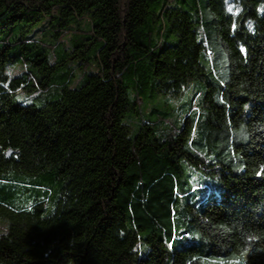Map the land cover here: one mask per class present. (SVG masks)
I'll return each mask as SVG.
<instances>
[{"label": "trees", "instance_id": "16d2710c", "mask_svg": "<svg viewBox=\"0 0 264 264\" xmlns=\"http://www.w3.org/2000/svg\"><path fill=\"white\" fill-rule=\"evenodd\" d=\"M0 220V264H264V0H0Z\"/></svg>", "mask_w": 264, "mask_h": 264}, {"label": "rangeland", "instance_id": "374dc122", "mask_svg": "<svg viewBox=\"0 0 264 264\" xmlns=\"http://www.w3.org/2000/svg\"><path fill=\"white\" fill-rule=\"evenodd\" d=\"M18 70H19V68H16L14 70V72H17ZM194 90H195V87L188 86V88L186 90L187 92L184 93V96H182L181 98L170 100L169 103L175 108L174 115H176L175 116L176 119H179V118L184 116V113L180 110L181 104H183L184 100H188L190 98V96L193 94ZM192 179L194 181V184H196L197 182H199L200 177L195 172H192ZM4 228H5L4 222L2 220H0V232Z\"/></svg>", "mask_w": 264, "mask_h": 264}, {"label": "snow or ice", "instance_id": "6c2138e0", "mask_svg": "<svg viewBox=\"0 0 264 264\" xmlns=\"http://www.w3.org/2000/svg\"><path fill=\"white\" fill-rule=\"evenodd\" d=\"M233 9H234V6L231 5V4H229V6H228V11H229V12H233ZM236 11H239V10L237 9ZM250 27H251V25H250Z\"/></svg>", "mask_w": 264, "mask_h": 264}]
</instances>
